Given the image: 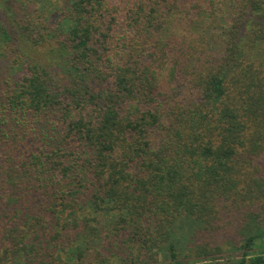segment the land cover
<instances>
[{
  "label": "trees",
  "instance_id": "obj_1",
  "mask_svg": "<svg viewBox=\"0 0 264 264\" xmlns=\"http://www.w3.org/2000/svg\"><path fill=\"white\" fill-rule=\"evenodd\" d=\"M12 1L0 264H264V0Z\"/></svg>",
  "mask_w": 264,
  "mask_h": 264
},
{
  "label": "rangeland",
  "instance_id": "obj_2",
  "mask_svg": "<svg viewBox=\"0 0 264 264\" xmlns=\"http://www.w3.org/2000/svg\"><path fill=\"white\" fill-rule=\"evenodd\" d=\"M24 2H26L27 3V5H31L32 6V2H31V0H13L12 1V4H14V6L15 7H19V6H21L22 5V3H24ZM51 20H52V18H51ZM3 61L0 59V69L2 68V66H3ZM230 237V236H229ZM229 237H224L223 239H226V238H229Z\"/></svg>",
  "mask_w": 264,
  "mask_h": 264
}]
</instances>
